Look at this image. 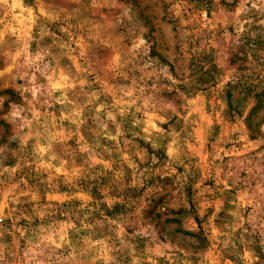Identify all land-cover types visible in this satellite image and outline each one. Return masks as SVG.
<instances>
[{
	"label": "rangeland",
	"instance_id": "obj_1",
	"mask_svg": "<svg viewBox=\"0 0 264 264\" xmlns=\"http://www.w3.org/2000/svg\"><path fill=\"white\" fill-rule=\"evenodd\" d=\"M0 264H264V0H0Z\"/></svg>",
	"mask_w": 264,
	"mask_h": 264
}]
</instances>
